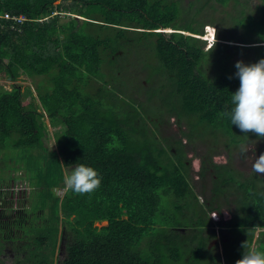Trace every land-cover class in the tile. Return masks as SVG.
<instances>
[{
  "label": "trees",
  "instance_id": "trees-1",
  "mask_svg": "<svg viewBox=\"0 0 264 264\" xmlns=\"http://www.w3.org/2000/svg\"><path fill=\"white\" fill-rule=\"evenodd\" d=\"M177 8L161 0H0V78H47V86L35 85L27 100L18 85L0 88V170L10 176L0 188L23 170L41 192L31 213L22 206L7 220L0 212V248L28 240L17 248L26 252L15 264H57L66 232L71 242L59 264H236L245 242V251H264V232L255 241L257 228H264V178L244 177L205 157L196 178L211 175V198L198 203L186 146L218 133L230 146L246 141L238 135L247 133L221 115L234 107L232 94L240 87L229 71L232 55L227 65L210 63L212 77L204 70V59L226 42L221 31L215 46L206 48L195 37L204 28L201 34L174 27ZM5 13L26 21L11 30L14 24L1 18ZM62 16L73 18L61 24ZM248 18L264 34V0L259 15ZM128 46L153 53L160 70L149 78L153 85L160 78L157 93L151 82L124 97L120 86L109 87L122 73L114 65ZM257 49L258 61L264 59V47ZM44 116L50 126L63 127L55 134L57 149L47 146ZM171 119L180 132L175 141L161 137ZM77 164L97 170L98 190L65 192L64 169ZM218 187L238 193L224 258L204 236ZM97 222L107 224L97 228Z\"/></svg>",
  "mask_w": 264,
  "mask_h": 264
},
{
  "label": "rangeland",
  "instance_id": "rangeland-1",
  "mask_svg": "<svg viewBox=\"0 0 264 264\" xmlns=\"http://www.w3.org/2000/svg\"><path fill=\"white\" fill-rule=\"evenodd\" d=\"M164 3L174 2L177 4L178 16L176 18V23L174 27L184 30H190L192 32H200L204 35L208 32L213 40L217 42V36L221 37L220 39L226 41L225 44L221 45L216 44L215 49L209 56L204 59L205 63L208 65L204 66L205 72L212 77V74L215 73V69L212 68V64H221V66L227 65L226 59L230 57L228 61L229 71L235 75L237 69L235 64L237 61H243L245 64H253L258 62L256 53L262 52V50L257 49L258 47H264V34L255 29L252 21L248 18V15H259L260 8L262 6L263 0H161ZM59 4V1L56 3ZM242 11L244 14H242ZM73 18V17H70ZM70 18L61 17V24L69 23ZM82 23V21H81ZM205 26V27H204ZM207 26H211L206 30ZM220 30V31H219ZM207 31V32H206ZM180 32V31H179ZM197 38V35L195 36ZM199 37V36H198ZM206 38V37H205ZM204 36L202 39H204ZM208 42V41H207ZM253 45H245L251 44ZM210 43H207L206 48ZM248 46V47H245ZM257 47L256 49H254ZM119 58H117L116 67H123L122 73L118 75V80L113 79V82L109 83L111 89H115L120 86L126 96L130 95L129 90L132 93H135L137 88L142 89V86L147 83L150 85L151 89L155 88L154 93H157L159 89V80L157 81L154 77V85L152 80L150 81L149 76L157 75V71L160 68L155 67L153 60V53L148 51L144 47H134L128 46L124 51L121 52ZM235 53V54H234ZM148 63L154 64L152 67ZM212 63V64H210ZM204 64V62H203ZM218 72V70L216 71ZM236 76V75H235ZM47 78L45 77H35L33 79L28 78L25 75L19 76L15 81H10L6 78H0V88L4 90H10L13 85L20 86V92L23 100L29 99L31 96H35L34 88L35 85L41 84L47 86ZM146 89L141 90L145 92ZM138 98V97H137ZM145 101V98L140 96L138 100ZM36 102V101H35ZM41 110H39L40 112ZM146 117V116H145ZM43 121L46 125L48 136L47 146L49 148L57 149V143L55 140V134L63 131V127H53L50 126L46 116L43 117ZM184 126V125H183ZM186 127V126H184ZM187 130V129H186ZM162 136L168 140H178L180 137L179 129L177 124L175 125L174 120H170L167 126H163L161 129ZM246 138V141L240 142V137ZM236 137V140L240 143L227 145L230 142L229 138L224 135L217 134L216 137L208 136L201 138L193 143V145L186 146L187 159L189 160L191 171H192V184L195 192L198 196L199 204H207L210 202L211 198V188L212 181L211 175L205 174L204 180L197 179L199 171H201L200 165L201 160L205 157H210L212 163L219 165L228 161L229 166L233 169L234 173L241 174L244 177L253 175L256 173L251 171V159L250 156L253 155L251 149L255 147V156L258 158L259 155L264 153V139H258L257 136L253 133H247L246 135L239 134ZM183 137V136H182ZM184 139V138H183ZM247 155H245V150L249 149ZM213 150V153H209ZM71 168H65V176L71 172ZM12 173V172H11ZM8 174L5 170H0V186L3 183L4 179H9L10 176H3ZM2 175V176H1ZM257 175V174H256ZM12 176L15 178L12 181L6 182L3 184V187L0 188V212L8 215L9 220L11 216H14V212H18L19 209L24 206L28 208L31 213V208H29L31 203H40L39 196L41 194L40 189H37L33 186L27 176L25 171L19 170L13 172ZM260 178H264V174H259ZM201 184L204 185L201 188ZM224 189V188H222ZM217 188V200L213 204H226L224 200L225 197H228V201L232 202L238 197L237 191L232 190V195L226 194L225 190ZM58 191V190H57ZM66 192V191H65ZM69 192V191H68ZM222 195V198H220ZM225 195V196H224ZM220 198V199H219ZM196 204V203H194ZM226 211V218H229L228 209ZM32 221V220H30ZM210 223L216 221L208 220ZM41 220H36L35 224H40ZM106 222H97L94 225L99 228L105 226ZM190 225V224H189ZM192 226V225H190ZM257 234L259 231L264 232L261 228H257ZM184 232V231H183ZM257 236V235H256ZM28 240H17L14 243L7 242L4 243V247L0 248V262L1 264H15L17 258H22V253L26 252L24 248L21 251H17V248ZM30 242V241H29ZM71 242V233L66 232L63 235L61 247L56 256V263L59 264L61 260L65 257L66 244ZM256 245V244H255ZM254 245V247H255Z\"/></svg>",
  "mask_w": 264,
  "mask_h": 264
},
{
  "label": "clouds",
  "instance_id": "clouds-1",
  "mask_svg": "<svg viewBox=\"0 0 264 264\" xmlns=\"http://www.w3.org/2000/svg\"><path fill=\"white\" fill-rule=\"evenodd\" d=\"M210 27L207 26L206 30ZM207 34L208 32L199 37L201 39L203 36L207 38ZM205 41L207 42V40ZM207 43H210L209 49L213 45L215 46L216 42L210 40ZM235 68L237 69L235 75L240 80V87L232 94L234 107L230 112H222L221 115L227 116L231 125H236L241 132L253 133L258 139H264V59H260L253 64L237 61ZM250 149L245 150V155ZM251 151L253 152V155L250 156L251 171L257 175L264 174V153L257 158L255 147ZM101 182L102 177L97 170L84 164H77L64 177L63 186L66 192L70 191L78 195H84L98 190ZM242 247L244 248L243 257L237 260L236 264H264V251H245L247 248L246 242L242 244Z\"/></svg>",
  "mask_w": 264,
  "mask_h": 264
},
{
  "label": "flooded vegetation",
  "instance_id": "flooded-vegetation-1",
  "mask_svg": "<svg viewBox=\"0 0 264 264\" xmlns=\"http://www.w3.org/2000/svg\"><path fill=\"white\" fill-rule=\"evenodd\" d=\"M221 164H224V165L228 164V161H226L225 163H221ZM246 177H254V174L246 176ZM234 201L227 202L226 204H211L213 206V209L209 213H207V219L211 220V221H216V222L210 223L211 225H209L207 227V231L204 232V236H209L208 237V244H210L209 249L212 250L213 248L215 249V247H216L218 250V253L221 254V257H222V253H224V246H222V243H224V241H227V237L224 235L230 234V233H228L230 231H228L229 228L226 227V224L233 219V216L236 212V206L237 205H236V203H234ZM224 209L230 210V211H228V212H230L229 218L225 217V215L227 213H226V211H222ZM214 215H215V217H213ZM259 228H261V227H259ZM261 229L264 230V228H261ZM257 231L258 230H256V232ZM184 232H186V231H184ZM262 233L263 232L259 231L257 234H255V241L259 240ZM187 235L190 236L189 234H187ZM254 245H255V243H254ZM254 245H253V248H254ZM222 258H224V257H222ZM211 259H212V257H210L209 261H211ZM226 263H227L226 259H222V264H226ZM212 264H219V263L214 261Z\"/></svg>",
  "mask_w": 264,
  "mask_h": 264
},
{
  "label": "built area",
  "instance_id": "built-area-1",
  "mask_svg": "<svg viewBox=\"0 0 264 264\" xmlns=\"http://www.w3.org/2000/svg\"><path fill=\"white\" fill-rule=\"evenodd\" d=\"M1 18L11 21L14 25L11 26V30H17L23 23H25L26 18L23 15L13 16L9 13H5Z\"/></svg>",
  "mask_w": 264,
  "mask_h": 264
},
{
  "label": "bare ground",
  "instance_id": "bare-ground-1",
  "mask_svg": "<svg viewBox=\"0 0 264 264\" xmlns=\"http://www.w3.org/2000/svg\"><path fill=\"white\" fill-rule=\"evenodd\" d=\"M211 39L213 40V38H212L210 35H207V38H205V40H207V41H210ZM214 42H215V41H214ZM213 46H214V45H213ZM213 46H212V47H213Z\"/></svg>",
  "mask_w": 264,
  "mask_h": 264
},
{
  "label": "water",
  "instance_id": "water-1",
  "mask_svg": "<svg viewBox=\"0 0 264 264\" xmlns=\"http://www.w3.org/2000/svg\"><path fill=\"white\" fill-rule=\"evenodd\" d=\"M78 18H80V17H78Z\"/></svg>",
  "mask_w": 264,
  "mask_h": 264
}]
</instances>
